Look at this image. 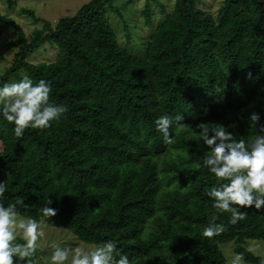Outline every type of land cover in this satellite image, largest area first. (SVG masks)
<instances>
[{
    "label": "trees",
    "instance_id": "1",
    "mask_svg": "<svg viewBox=\"0 0 264 264\" xmlns=\"http://www.w3.org/2000/svg\"><path fill=\"white\" fill-rule=\"evenodd\" d=\"M115 1L89 0L54 25L23 10L41 24L28 39L0 14V28L13 29L18 44L0 84L22 75L50 81L49 101L67 107L49 128H28L19 138L0 117L3 203L21 201V216L86 244L115 240L131 264H226L220 245L228 242L245 264H262L243 244L264 242V210L250 207L231 225L229 213L209 206L204 193L217 179L203 167L210 150H196L195 128L223 124L247 142L255 135L249 113L264 123V4L221 0L214 14L202 0H173L170 10L145 0L136 12L138 0H121L134 3L130 24ZM107 9L116 11L120 29ZM138 23L146 34L142 57L128 51L143 38ZM165 114L183 117L167 145L155 126ZM49 198L57 214L44 218ZM213 216L225 229L204 237ZM30 259L35 264L36 254Z\"/></svg>",
    "mask_w": 264,
    "mask_h": 264
},
{
    "label": "clouds",
    "instance_id": "2",
    "mask_svg": "<svg viewBox=\"0 0 264 264\" xmlns=\"http://www.w3.org/2000/svg\"><path fill=\"white\" fill-rule=\"evenodd\" d=\"M246 77L252 79V73L248 72ZM51 91L50 81L41 79L34 83L27 75L17 82L0 84V117L13 125L16 137H22L28 128L47 129L67 112L65 105L49 101ZM182 119L165 114L155 120L166 145L173 143L170 127ZM247 120L249 127L255 129L254 137L247 142L238 139L223 124L200 123L195 128L200 137L196 150H210V154L203 156V167L217 179L204 195L211 208L230 214L231 225L244 220L250 207L264 210V123L256 111L250 112ZM6 190L5 183L0 181V264H31L37 242L46 235L44 221L21 216L17 210L21 201L5 205L2 198ZM51 204L49 198L40 210L42 217L56 216L57 209L50 207ZM216 220L213 216L203 227L204 237L212 238L224 231L225 224ZM49 264H131V261L118 250L115 240H106L94 247L53 243ZM231 264H244L243 253H235Z\"/></svg>",
    "mask_w": 264,
    "mask_h": 264
},
{
    "label": "rangeland",
    "instance_id": "3",
    "mask_svg": "<svg viewBox=\"0 0 264 264\" xmlns=\"http://www.w3.org/2000/svg\"><path fill=\"white\" fill-rule=\"evenodd\" d=\"M8 0H0V14L8 15V17L18 23L22 31L24 32L26 39L37 27L41 24L34 23L32 19L23 13V10H31L34 12L35 16L48 21L51 25L55 24L62 17L68 15H73L83 4L87 3L89 0H15V4L12 8H9ZM163 2L167 10H170L173 4V0H159ZM264 4V0H260ZM145 0H138L137 10L143 8ZM221 0H202L203 8L211 13L216 12ZM114 9L122 14L123 18L130 24H134V17L132 15L134 9V3L128 2L123 3L121 0H117L113 4ZM155 13L158 14L159 8L153 5ZM115 12L107 9V18L111 15H115ZM138 11V12H139ZM109 15V16H108ZM111 24L115 27H119V23L115 17H112ZM139 22V21H138ZM138 26L143 31V38L140 43H134L128 47V51L136 56L142 57V51L145 48L146 34L144 27L140 23ZM116 32L122 33V31L114 28ZM120 29V27H119ZM119 35V34H118ZM16 34L13 29L8 27L0 28V75L5 71V68L9 66L10 62L13 60V55L18 49ZM43 228L46 233L45 238L37 242L36 249V261L35 264H49L51 245L53 243L61 245L70 246H86L94 247L96 245L86 244L76 240V238L66 229L62 227H52L43 223ZM233 243L228 242L220 245V249L225 257L226 264H231V258L233 253ZM243 247L253 253L255 256L259 257L262 262H264V242L262 240H247ZM245 264V263H244Z\"/></svg>",
    "mask_w": 264,
    "mask_h": 264
}]
</instances>
